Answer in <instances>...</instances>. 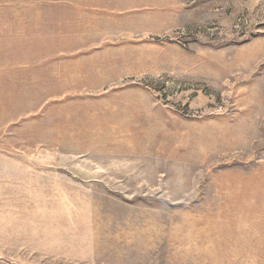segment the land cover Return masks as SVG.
<instances>
[{
  "label": "rangeland",
  "instance_id": "1",
  "mask_svg": "<svg viewBox=\"0 0 264 264\" xmlns=\"http://www.w3.org/2000/svg\"><path fill=\"white\" fill-rule=\"evenodd\" d=\"M0 264H264V0H0Z\"/></svg>",
  "mask_w": 264,
  "mask_h": 264
}]
</instances>
